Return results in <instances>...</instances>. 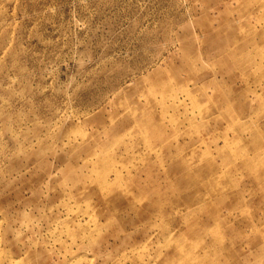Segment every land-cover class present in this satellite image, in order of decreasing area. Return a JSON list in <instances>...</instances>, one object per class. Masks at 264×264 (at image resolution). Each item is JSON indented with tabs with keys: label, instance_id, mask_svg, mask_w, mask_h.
<instances>
[{
	"label": "rangeland",
	"instance_id": "374dc122",
	"mask_svg": "<svg viewBox=\"0 0 264 264\" xmlns=\"http://www.w3.org/2000/svg\"><path fill=\"white\" fill-rule=\"evenodd\" d=\"M0 264H264V0H0Z\"/></svg>",
	"mask_w": 264,
	"mask_h": 264
}]
</instances>
